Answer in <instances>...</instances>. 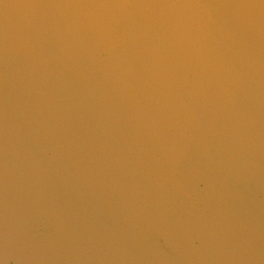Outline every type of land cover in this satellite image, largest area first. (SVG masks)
<instances>
[{"label": "water", "instance_id": "1", "mask_svg": "<svg viewBox=\"0 0 264 264\" xmlns=\"http://www.w3.org/2000/svg\"><path fill=\"white\" fill-rule=\"evenodd\" d=\"M0 264H264V0H0Z\"/></svg>", "mask_w": 264, "mask_h": 264}]
</instances>
